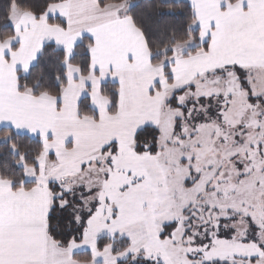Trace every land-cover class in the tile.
<instances>
[{"label": "snow or ice", "instance_id": "6c2138e0", "mask_svg": "<svg viewBox=\"0 0 264 264\" xmlns=\"http://www.w3.org/2000/svg\"><path fill=\"white\" fill-rule=\"evenodd\" d=\"M141 6L0 0V264H264V0Z\"/></svg>", "mask_w": 264, "mask_h": 264}, {"label": "trees", "instance_id": "16d2710c", "mask_svg": "<svg viewBox=\"0 0 264 264\" xmlns=\"http://www.w3.org/2000/svg\"><path fill=\"white\" fill-rule=\"evenodd\" d=\"M39 2V0H37ZM152 2H155V0H152ZM170 2H173V0H170ZM175 4L177 5L174 8H163L159 9L157 8L153 12H148L146 14V20L148 23H156L159 22L160 24L164 25H171L174 27H181L188 23V17L190 15V3L187 0H174ZM141 8L137 9L138 13H145L147 9L148 0H140ZM169 13L172 12L174 15H160V13ZM150 15L151 19H147V16ZM46 47H48L46 45ZM79 51V50H78ZM49 57H52L55 59V45H51V47H48V56L44 57L45 60H47ZM79 62V61H78ZM151 129L149 132L151 133ZM2 135V133H0ZM148 138L151 139V135H148ZM20 142L28 147L35 148L36 147V138L28 136V135H22L20 138ZM4 149L0 148V152H3ZM77 259H84L85 256L83 253L79 254Z\"/></svg>", "mask_w": 264, "mask_h": 264}, {"label": "crops", "instance_id": "0c3cea01", "mask_svg": "<svg viewBox=\"0 0 264 264\" xmlns=\"http://www.w3.org/2000/svg\"><path fill=\"white\" fill-rule=\"evenodd\" d=\"M189 3L191 2V0H187ZM54 45V44H53ZM28 136L34 137L32 136V134H27Z\"/></svg>", "mask_w": 264, "mask_h": 264}, {"label": "rangeland", "instance_id": "374dc122", "mask_svg": "<svg viewBox=\"0 0 264 264\" xmlns=\"http://www.w3.org/2000/svg\"><path fill=\"white\" fill-rule=\"evenodd\" d=\"M35 138V137H34Z\"/></svg>", "mask_w": 264, "mask_h": 264}]
</instances>
